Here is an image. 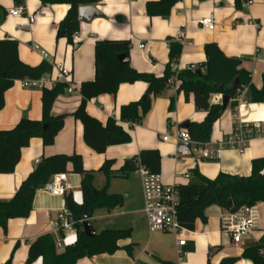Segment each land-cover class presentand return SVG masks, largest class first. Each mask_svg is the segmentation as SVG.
<instances>
[{
  "label": "crops",
  "instance_id": "0c3cea01",
  "mask_svg": "<svg viewBox=\"0 0 264 264\" xmlns=\"http://www.w3.org/2000/svg\"><path fill=\"white\" fill-rule=\"evenodd\" d=\"M22 1L25 15L40 12L37 22L30 26L24 16H9L8 11L18 5L14 0H0V41L6 38L15 40L18 43L20 62L29 67H37L41 62L50 65L62 63L71 71L74 91L72 94L64 92L58 96L52 106L51 115L54 117L67 115L53 144L43 146L42 139H31L21 150L15 170L8 175L0 174L1 202L12 199L22 180L42 158L58 155L78 154L82 158L84 170L93 173V185L98 190L106 184V179L99 171L105 161L116 162L113 167L116 173L125 160L138 156L141 150H157L161 161L159 174L164 183H176L180 187L187 186L191 181L187 183L183 173L190 172L191 176L196 171L209 180H214L222 173L246 178L251 175L254 159H264V106L249 103L246 90L237 98L236 108L227 106L212 126L207 148L214 151L222 148L219 158L174 159L177 146L174 134L178 126L188 122L200 123L206 113L195 111L193 95L185 98L172 86L154 97L149 113L139 126L132 129L128 123L119 122V110L122 105L137 102L147 88L146 83L121 84L115 95L105 94L89 100L86 105L89 116L102 125L112 118L131 136L130 143L108 147L104 154H97L85 145L82 124L72 117L82 100L80 85L94 79L93 47L97 41H128L131 47V67L156 77L162 76L168 64L169 39L182 46L181 55L176 61L181 72L190 67L197 69L202 66L205 63V44L215 43L227 58L241 61V69L250 74L252 85L260 89L264 77V0H243L240 10L235 9L234 0H183L172 8L168 19L149 18L145 14L146 3L158 0H104L103 4L95 6L104 16L103 19H95L87 25L80 22L79 32L73 37V45H68L65 39L57 38L56 33L57 25L69 10L68 5L44 6L39 0ZM201 17H212L213 31L196 24ZM139 45L145 48L141 49ZM46 76L53 78L54 74ZM14 83L4 95V106L0 110V130H9L25 119H42V89H22L18 81ZM45 88L53 87L48 85ZM218 96L212 95L210 104H214ZM171 98H174V104L169 111ZM240 125L255 127L250 143L243 150L227 149L223 142ZM163 135L169 136L166 142L161 141ZM66 175L71 186L67 195L72 196L75 203L81 204V176L72 173ZM117 180L129 181L131 190L125 189V186L120 191L112 190ZM134 190L138 201L131 204ZM108 192L122 195L123 205L109 211L96 210L89 220L92 228L96 234L109 229H130L131 235L117 243L120 249L113 254L83 258L77 264H220L225 259H236L235 264H252L241 255L245 248L260 244L264 239V202L252 208L254 229L239 245L233 244L228 233L221 230L220 222L229 212L224 208L210 206L205 213V222L196 220L194 229L187 231L186 246L178 247L171 234L149 232L143 210L141 182L134 173L124 178L115 174L108 183ZM34 197L30 215L26 219H11L6 231L0 227V264L8 261L11 264H26L30 244L44 235L54 237L57 254L74 243L76 233H67L60 238L50 226L65 209V196H51L44 186L36 191ZM128 246L131 248L130 254L125 250ZM178 251L184 253L183 259L178 258ZM32 264L43 262L38 259Z\"/></svg>",
  "mask_w": 264,
  "mask_h": 264
},
{
  "label": "trees",
  "instance_id": "16d2710c",
  "mask_svg": "<svg viewBox=\"0 0 264 264\" xmlns=\"http://www.w3.org/2000/svg\"><path fill=\"white\" fill-rule=\"evenodd\" d=\"M44 6L65 4L69 10L65 18L56 27L57 38L65 39L68 45H73V37L79 32L78 9L80 7L97 6L104 0H39ZM183 0H158L145 5V14L149 18L160 17L168 19L172 8ZM205 2L210 0H196ZM18 6L22 0H14ZM243 0H234L235 9L240 10ZM168 64L161 77L148 73L135 71L129 63H120L117 60L121 54L129 55L130 43L128 41H97L94 44V79L83 83L79 87L82 98L80 105L73 111L72 117L78 120L83 127L85 145L97 154H104L108 147L121 146L131 142L130 134L122 129L117 122L109 118L105 125L86 113L89 100L101 95H115L121 84H134L144 82L147 88L137 102L122 105L119 110L120 123H128L130 129L139 126L151 109L154 97L161 94L171 86L173 78L172 65L176 63L182 52V46L169 39ZM18 43L6 38L0 41V110L4 106V95L14 86L15 81L23 79L39 80L41 77L52 73V66L41 62L37 67L22 64L18 56ZM205 63L195 70L186 69L177 75L181 81L178 93L193 95L195 111L205 112L206 116L200 123L188 122L179 128L189 132L193 142L205 145L209 142L213 124L220 119L226 107L236 108L237 98L244 90L248 93V102L264 106V77L262 86L256 89L252 85L250 74L241 69V61L237 58H227L220 47L215 43L204 46ZM65 84H57L52 89L43 88L41 92V121L25 119L9 130H0V174L8 175L15 170L20 160L21 150L33 138L42 139L43 146L53 144L55 137L63 127L67 115H51V109L57 97L63 95ZM212 95L228 97L225 108L222 105L210 104ZM174 98H171L169 111L172 110ZM50 127L43 131L42 126ZM143 164L147 169L157 174L160 168L158 151L141 150L139 155L124 161V165L115 173L113 167L116 162L105 161L99 170L106 184L101 189L93 185V173L86 172L82 158L78 155H58L42 158L34 169L22 180L20 187L8 202L0 201V227L6 231V226L11 219H26L31 212L34 195L37 190L48 184L50 178L60 173H72L81 176V193L83 202L77 204L72 196L65 195V211L73 222L76 238L71 246H67L61 254H57V245L52 235L39 237L30 244L26 264H32L41 259L43 264H77L78 260L94 256L110 255L120 249L119 241L126 240L131 235V230L109 229L97 233L93 238L85 236L82 222L84 218L91 220L95 211H106L119 208L123 205L124 197L108 192V183L118 174L124 178L134 173L138 164ZM71 166V169H69ZM264 169V159H254L251 164L250 176L243 178L228 174H218L214 180L205 179L198 172L191 174L190 184L178 188L180 203L177 207V222L186 230L194 229L196 220L205 222V213L210 206L224 208L229 213H235L242 207L253 208L257 203L264 202V181L259 180L258 173ZM63 238L62 232L59 234ZM264 239L260 244L251 245L244 249L243 259L252 264H264ZM128 254L131 248L125 249ZM236 259H225L220 264H235ZM5 264H11L10 261ZM161 264H173L161 262Z\"/></svg>",
  "mask_w": 264,
  "mask_h": 264
},
{
  "label": "built area",
  "instance_id": "2783aa9c",
  "mask_svg": "<svg viewBox=\"0 0 264 264\" xmlns=\"http://www.w3.org/2000/svg\"><path fill=\"white\" fill-rule=\"evenodd\" d=\"M8 15L13 18H22L24 16L27 19L28 25H34L40 12L34 14L25 15L23 4L10 9ZM199 27L207 29L209 31L214 30V23L212 17H201L196 21ZM182 36V34H179ZM141 49L145 47L139 45ZM45 56V55H44ZM53 78L41 77L39 80L23 79L18 81L20 87L24 88H37L43 89L46 86L56 87L57 84H65L67 94H72L74 86L71 82V71L68 70L62 63H52ZM173 78L171 80V86L175 89L181 84V81L177 78V75L181 72L178 65L174 63L172 65ZM189 70H195L190 67ZM222 95L218 96L214 100L215 105H220ZM134 128V127H133ZM255 131V127L250 126H237L233 134L223 142L227 149L230 150H243V148L250 143L252 134ZM169 139L168 135L161 136V141L166 142ZM176 151L174 159L197 157L205 160L207 158H219L222 148L218 150H210L207 148V144L200 145L191 140L189 132L184 128H178L174 134ZM223 146V145H222ZM134 174L140 179L141 190L143 194V210L147 220V226L150 233L164 232L171 234L177 242L178 247L186 246V234L187 231L183 226L177 222V207L180 203V193H178V184L173 183L167 185L164 183L163 178L159 172L157 174L151 173L147 167L143 164H138ZM184 180L188 183L191 179L190 172L183 173ZM46 189L51 196L64 197L71 189L67 180V175L60 173L50 178ZM221 230L228 233L230 240L233 244L239 245L244 237H246L254 229L255 223L252 216V208L242 207L235 213H229L223 217L220 222ZM52 229H55L58 234L62 232L65 236L67 233H76L73 228V222L70 220L65 210L60 213L56 221L50 223ZM184 253L178 251V258L183 259Z\"/></svg>",
  "mask_w": 264,
  "mask_h": 264
},
{
  "label": "water",
  "instance_id": "95a60500",
  "mask_svg": "<svg viewBox=\"0 0 264 264\" xmlns=\"http://www.w3.org/2000/svg\"><path fill=\"white\" fill-rule=\"evenodd\" d=\"M78 16H79V21L85 25L91 23L95 19H103L104 17L102 13L98 10V8L95 6L80 7L78 9ZM117 60L120 63H129L130 57L129 55L121 54V56L117 57ZM228 101H229L228 97H222L221 105L223 108L227 106ZM49 127H50L49 124H44L42 126V130L45 131ZM183 127L186 128V124H184ZM258 178L259 180L264 181V169H262L258 173ZM81 226L83 228L86 237L93 238L96 235L95 229L92 228L90 221L87 220L86 218H84Z\"/></svg>",
  "mask_w": 264,
  "mask_h": 264
},
{
  "label": "rangeland",
  "instance_id": "374dc122",
  "mask_svg": "<svg viewBox=\"0 0 264 264\" xmlns=\"http://www.w3.org/2000/svg\"><path fill=\"white\" fill-rule=\"evenodd\" d=\"M129 182V181H128ZM128 182H123V181H121V180H117V182L114 184L115 186H114V188L112 189V190H115V191H120V190H122V188H124V186H125V189L127 188V189H129V190H131V184L130 183H128ZM127 184H128V187H126L127 186ZM136 190V189H135ZM135 190H134V196L130 199V203L131 204H136L137 203V201H138V196H137V194L135 193Z\"/></svg>",
  "mask_w": 264,
  "mask_h": 264
}]
</instances>
